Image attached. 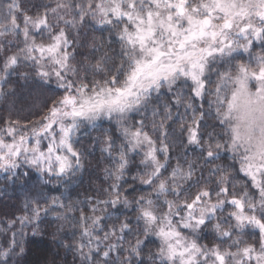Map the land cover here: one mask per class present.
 I'll return each mask as SVG.
<instances>
[{
  "label": "snow or ice",
  "instance_id": "obj_1",
  "mask_svg": "<svg viewBox=\"0 0 264 264\" xmlns=\"http://www.w3.org/2000/svg\"><path fill=\"white\" fill-rule=\"evenodd\" d=\"M0 102V179L38 177L0 264L49 215L80 264H264V0H0ZM97 152L83 200L46 196Z\"/></svg>",
  "mask_w": 264,
  "mask_h": 264
},
{
  "label": "trees",
  "instance_id": "obj_2",
  "mask_svg": "<svg viewBox=\"0 0 264 264\" xmlns=\"http://www.w3.org/2000/svg\"><path fill=\"white\" fill-rule=\"evenodd\" d=\"M115 46V45H114ZM13 86L16 88L17 95L14 97L15 109L12 111L13 117L21 119H36L40 114L42 107V98H37L35 92L29 88L21 87L23 82L17 83L16 78H12ZM8 115L7 106L0 102V118ZM105 127H108V122H105ZM98 133L93 132V135ZM85 142H87L85 140ZM99 156L97 152L95 156L88 157V167L78 177L65 192V189L60 186L48 185L45 186V194L48 198L52 196H61L65 203L70 201L83 200L88 193L92 182L99 183V177L102 176L100 167L96 165V159ZM29 171L28 177H21L14 184L6 183L0 179V221H4L13 215H20L22 203L25 195L30 192L34 185L38 184L36 173ZM63 211V210H60ZM70 216L78 215V213H70ZM52 216L45 217V235L42 239H29L26 244V254L20 258L19 264H45V262H53L54 264H80L77 254L71 249H65L61 246L62 241L71 242L73 233L76 231L71 222H65L64 229L59 232L55 238L52 233L56 231V225L52 224ZM8 235L0 234V245L6 246ZM149 247L155 248V244L149 243Z\"/></svg>",
  "mask_w": 264,
  "mask_h": 264
},
{
  "label": "rangeland",
  "instance_id": "obj_3",
  "mask_svg": "<svg viewBox=\"0 0 264 264\" xmlns=\"http://www.w3.org/2000/svg\"><path fill=\"white\" fill-rule=\"evenodd\" d=\"M204 242H208V241H204Z\"/></svg>",
  "mask_w": 264,
  "mask_h": 264
}]
</instances>
